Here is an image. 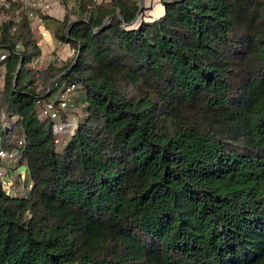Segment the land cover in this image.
Returning <instances> with one entry per match:
<instances>
[{"label":"trees","instance_id":"obj_1","mask_svg":"<svg viewBox=\"0 0 264 264\" xmlns=\"http://www.w3.org/2000/svg\"><path fill=\"white\" fill-rule=\"evenodd\" d=\"M61 2L73 54L39 77L85 94L64 144L23 73L30 21L0 22V139L32 182L0 186V264H264V0H162L147 20L137 0Z\"/></svg>","mask_w":264,"mask_h":264},{"label":"built area","instance_id":"obj_2","mask_svg":"<svg viewBox=\"0 0 264 264\" xmlns=\"http://www.w3.org/2000/svg\"><path fill=\"white\" fill-rule=\"evenodd\" d=\"M10 5V0H0V6L2 8L8 9ZM50 6L51 0H24L23 6L21 8H16L10 14H3V16L0 18V22L11 20L12 30H14L15 24L18 22L21 15H24L29 21H36L40 37H46L49 35V31L44 27L43 17L39 15V11H48ZM55 42L56 45H69L67 42H63L61 40H56ZM36 44L38 45L37 42ZM7 56L8 49L1 48L0 78H2L3 71L5 69V61ZM38 61L39 57L35 56L32 61L33 65H37ZM53 85L55 86V89H57L58 82H54ZM75 88L76 85L74 82L66 80L55 98L50 99L38 96L35 100L36 105L39 106L40 113L53 122L55 131L54 142L57 144L65 143L77 123V119L73 118L72 120L63 116V113L69 112L74 108V103L71 99V93ZM49 89L50 88L47 90ZM66 132H68V134H65ZM21 146L22 141L18 140L17 147L9 150L2 145V141L0 139V160H8L12 162L13 160L18 159ZM15 169H17V167H15ZM0 186L4 193L8 196L22 195L23 192L26 193L32 187V182L28 179L27 173H22L21 171L17 170L15 176L12 178L8 173V167L0 166Z\"/></svg>","mask_w":264,"mask_h":264},{"label":"rangeland","instance_id":"obj_3","mask_svg":"<svg viewBox=\"0 0 264 264\" xmlns=\"http://www.w3.org/2000/svg\"><path fill=\"white\" fill-rule=\"evenodd\" d=\"M23 2L24 0H10V7L8 9L2 8L0 6V18L3 16V14H10L12 13L16 8H21L23 6ZM60 3L62 4V2L60 1ZM137 3L140 7V18L141 19H149V18H154L156 17V13L157 11L155 10V6H158V4L161 5V7H163L164 10V6L162 4V0H137ZM65 10H68L66 8H64ZM75 17L74 15H72V18ZM39 57V61L37 65H33L32 61L34 59V57L32 58L31 62L29 64H26L23 67V73L26 72L27 68L29 66H33V68L36 70L35 73L33 72V74L36 77V81L35 84L37 86V90L40 92L41 96H44L45 98H55L59 92V90L61 89L62 85L65 83L64 81L65 78L63 76H60L61 74L64 73L61 72V74H58L54 77H52L51 79L47 80L46 82L42 81V76L39 77L40 72H42L43 70H45V68L47 67L46 63L44 64L43 61H41L40 59V54L36 55ZM46 62V61H45ZM43 75V73H42ZM30 78V74H27L25 76V80ZM2 78L0 79V93L2 91ZM54 82H58V87L57 89H55V86L53 85ZM48 88H50L49 90H47ZM0 99H1V94H0ZM71 99L74 103V109L70 110L69 112L63 113L64 117H68L69 119L75 118L78 121L82 122L85 117H86V97L85 94L83 93L81 86L78 85L71 93ZM2 111V115H5V112L3 110ZM65 134H68V132H66ZM10 161L8 160H0V166L1 167H7L6 164L9 163ZM14 164L13 166L17 167L18 171H21L22 173H26V168L23 164H19L18 163V159L13 160ZM8 173L9 175L13 178L14 177V173H15V168H8ZM19 193L21 194V192L19 191ZM24 193V192H23ZM18 194V193H17Z\"/></svg>","mask_w":264,"mask_h":264},{"label":"crops","instance_id":"obj_4","mask_svg":"<svg viewBox=\"0 0 264 264\" xmlns=\"http://www.w3.org/2000/svg\"><path fill=\"white\" fill-rule=\"evenodd\" d=\"M60 1L51 0V6L48 11H39V15L41 17L46 16L45 18L43 17V25L49 31L48 36L41 38L38 32L37 22L34 20L30 21V27L36 34V41L40 48V59L44 62V64L46 63V65H48L49 63H60L66 61V59H68L73 54V48L70 45H56L55 41L58 39L53 35V30L56 24L62 19L66 11L64 9L66 7L63 5V3L61 4ZM155 7V10L157 11V17L162 14L163 7H161L160 4ZM13 164L14 162L10 161L6 164V166L8 168H15ZM16 171L17 169H15V173Z\"/></svg>","mask_w":264,"mask_h":264},{"label":"water","instance_id":"obj_5","mask_svg":"<svg viewBox=\"0 0 264 264\" xmlns=\"http://www.w3.org/2000/svg\"><path fill=\"white\" fill-rule=\"evenodd\" d=\"M139 14H140V7L138 8V11H137V14H136V16H135V19L137 18V16H138ZM111 16H112V15H111ZM111 16H109V17L106 19V21H108V20L111 18ZM135 19H134L130 24H128V25L133 24V22L135 21ZM77 57H78V54L76 55L75 58H77ZM20 68H21V63H19L18 66H17L16 72H15V76H14V83H13V85H15V81H16V78H17V74L19 73Z\"/></svg>","mask_w":264,"mask_h":264}]
</instances>
